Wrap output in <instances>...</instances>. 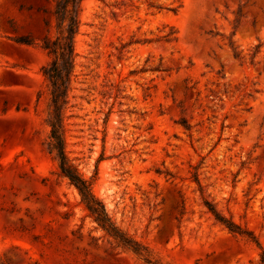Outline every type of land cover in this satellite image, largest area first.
<instances>
[{
    "label": "rangeland",
    "instance_id": "374dc122",
    "mask_svg": "<svg viewBox=\"0 0 264 264\" xmlns=\"http://www.w3.org/2000/svg\"><path fill=\"white\" fill-rule=\"evenodd\" d=\"M53 6L0 0V263L148 264L48 150ZM80 20L66 152L109 217L158 264H260L204 201L264 247V0H83Z\"/></svg>",
    "mask_w": 264,
    "mask_h": 264
},
{
    "label": "trees",
    "instance_id": "16d2710c",
    "mask_svg": "<svg viewBox=\"0 0 264 264\" xmlns=\"http://www.w3.org/2000/svg\"><path fill=\"white\" fill-rule=\"evenodd\" d=\"M53 1L54 6L51 9L39 8L38 10L44 14L48 13L51 15L50 20L44 19L46 34L40 40L41 48L50 57V61L42 69L44 77L49 82L51 94L48 118L51 132L48 150L50 153L55 154L59 163L60 173L76 187L90 217L96 224L119 244L142 256L146 263L158 264L150 258L146 247L130 238L115 225L109 217L103 202L94 195L92 183L82 177L77 167L67 155L65 110L69 102V92L74 77L76 60L75 38L80 29V14L83 0ZM17 42L28 45L33 44L30 36L20 37L17 39ZM258 48L259 46L256 47V50ZM234 56L235 58L239 57V54L235 50ZM181 124L186 129H190L187 121L182 120ZM194 179L199 183L197 173L194 175ZM204 203L218 223L231 233L247 238V240L260 248V264H264V247L256 236L252 232L243 229L233 220L222 215L210 201L205 200Z\"/></svg>",
    "mask_w": 264,
    "mask_h": 264
}]
</instances>
